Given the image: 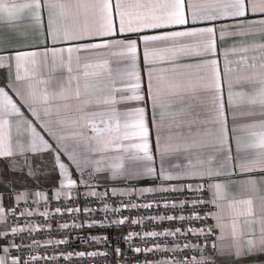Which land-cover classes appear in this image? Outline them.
Instances as JSON below:
<instances>
[{
    "label": "snow or ice",
    "instance_id": "snow-or-ice-1",
    "mask_svg": "<svg viewBox=\"0 0 264 264\" xmlns=\"http://www.w3.org/2000/svg\"><path fill=\"white\" fill-rule=\"evenodd\" d=\"M0 25V264H264V0H0Z\"/></svg>",
    "mask_w": 264,
    "mask_h": 264
},
{
    "label": "crops",
    "instance_id": "crops-1",
    "mask_svg": "<svg viewBox=\"0 0 264 264\" xmlns=\"http://www.w3.org/2000/svg\"><path fill=\"white\" fill-rule=\"evenodd\" d=\"M3 29V26L0 25V30ZM142 185H145V186H148L145 182H141ZM254 196L258 197L259 196V193H253ZM255 203L257 205V207L259 206V199L257 198L255 200ZM233 216H232V211L228 208L227 204L224 205V208H223V219H224V222L227 224V223H230L231 220H232ZM241 221L243 220V217L240 218Z\"/></svg>",
    "mask_w": 264,
    "mask_h": 264
},
{
    "label": "built area",
    "instance_id": "built-area-1",
    "mask_svg": "<svg viewBox=\"0 0 264 264\" xmlns=\"http://www.w3.org/2000/svg\"><path fill=\"white\" fill-rule=\"evenodd\" d=\"M138 186H145V185L140 184V185H138ZM85 231H87V230H85ZM91 231L96 232V233H100V232H102V231H104V230H102V229H98V228H97V229H93V230H91ZM82 234H83V233H82ZM86 238H87V237H86ZM75 247L78 248V249H83V248H87L88 245L85 244V243H81V242L77 241V242H75Z\"/></svg>",
    "mask_w": 264,
    "mask_h": 264
}]
</instances>
